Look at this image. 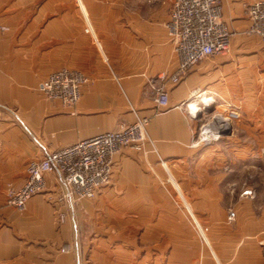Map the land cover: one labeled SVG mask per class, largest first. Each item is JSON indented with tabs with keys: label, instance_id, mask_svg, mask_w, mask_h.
I'll return each instance as SVG.
<instances>
[{
	"label": "crops",
	"instance_id": "1",
	"mask_svg": "<svg viewBox=\"0 0 264 264\" xmlns=\"http://www.w3.org/2000/svg\"><path fill=\"white\" fill-rule=\"evenodd\" d=\"M172 1L69 0L68 23L67 14L31 12L36 0H0V264H264V176L248 172L251 148L264 163V45L247 32L258 0H220L232 32L227 53L167 84V106L159 107L160 75L177 67L166 30ZM62 68L87 78L74 106L39 90ZM199 99L210 110L237 109L242 135L232 129L195 144L208 114L193 118L186 105ZM136 114L149 119L151 142L118 151L111 182L93 199L64 197L55 171L23 211L7 204V189L23 184L31 161L127 126ZM250 132L258 134L253 145L243 135ZM184 210L205 229V246ZM123 230L139 236L122 238Z\"/></svg>",
	"mask_w": 264,
	"mask_h": 264
},
{
	"label": "built area",
	"instance_id": "2",
	"mask_svg": "<svg viewBox=\"0 0 264 264\" xmlns=\"http://www.w3.org/2000/svg\"><path fill=\"white\" fill-rule=\"evenodd\" d=\"M248 9L250 26L247 32L256 36L264 45V0L254 2ZM5 29L0 27V30ZM166 30L177 59V67L169 75H160L162 84L155 89L159 107L167 106V84H178L199 61L226 54L232 38L231 30L222 20L220 0H173ZM85 82L87 78L82 72L62 68L50 73L40 84L39 90L48 100L74 106ZM206 101L199 99L196 103L186 105L193 118L199 113L208 114L195 132L194 143L197 145H209L227 136L233 123L240 119L237 109L226 107L210 110L211 103L207 105ZM148 123V118L136 114V120L127 126L60 148L41 161H31L26 167L23 184L7 189V204L17 211H23L28 200L45 189V174L55 171L62 176L64 197L70 198L72 202L93 199L102 187L111 182L113 156L118 151L128 147L141 150L146 143L151 142L147 132ZM233 217L234 212L229 211L228 218L231 220Z\"/></svg>",
	"mask_w": 264,
	"mask_h": 264
},
{
	"label": "rangeland",
	"instance_id": "3",
	"mask_svg": "<svg viewBox=\"0 0 264 264\" xmlns=\"http://www.w3.org/2000/svg\"><path fill=\"white\" fill-rule=\"evenodd\" d=\"M36 4L32 7V10H30L31 12H34V11H37L39 12L40 9L42 8H46L47 9V12L48 13H57V14H67L68 15V23H69V0H58L57 2H55V4H46V2H49V0H36ZM7 7L9 8H20V6H17L15 4H12V5H8ZM21 24H24V22H21ZM254 39H256L258 41V38L255 37V36H250ZM248 44H252V42H249L248 41ZM253 95V94H251ZM256 96V94L254 95ZM240 119H241V116H240ZM205 120V119H204ZM253 120L254 118H249V122L252 124L253 123ZM239 123V122H238ZM237 122H234L233 123V126H232V129H233V133L236 134L237 136H241L242 133L237 131ZM243 135H248V138L251 142V145L255 144L256 143V140H257V133L256 132H250L248 134L246 133H243ZM224 138V137H223ZM234 156L235 157V154L238 152V150H234ZM247 171V170H244V172ZM248 172L250 174H255V175H263L264 176V163H263V160L259 157V150L254 147V148H251L250 149V165H249V169H248ZM185 212L182 213L184 216H186V220L187 222L189 223V230L191 232V234L194 236V238L198 241H200L204 246H205V241H204V238H205V229L204 230H199V228H197L195 225H194V221L193 219L191 218V216L186 212V210H184ZM88 236V235H87ZM122 238H135V237H138L139 234H130L129 233V230H123V234L121 235ZM92 247V246H91ZM90 247V248H91ZM82 254H84L83 252V249H82ZM89 254V250L87 248V251L85 252V256L87 258V255ZM137 258V256L135 257ZM82 259H84V255H82ZM156 263V261H155Z\"/></svg>",
	"mask_w": 264,
	"mask_h": 264
},
{
	"label": "bare ground",
	"instance_id": "4",
	"mask_svg": "<svg viewBox=\"0 0 264 264\" xmlns=\"http://www.w3.org/2000/svg\"><path fill=\"white\" fill-rule=\"evenodd\" d=\"M209 102H210V101L208 100V101H206L205 104L209 105V104H210ZM194 108H195V110H198L196 107H194Z\"/></svg>",
	"mask_w": 264,
	"mask_h": 264
}]
</instances>
